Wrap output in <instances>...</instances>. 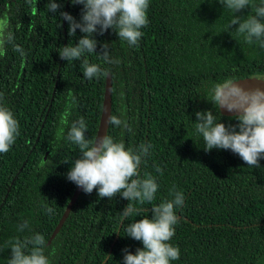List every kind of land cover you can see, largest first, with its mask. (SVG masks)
Masks as SVG:
<instances>
[{"label":"trees","instance_id":"16d2710c","mask_svg":"<svg viewBox=\"0 0 264 264\" xmlns=\"http://www.w3.org/2000/svg\"><path fill=\"white\" fill-rule=\"evenodd\" d=\"M46 3L0 0V18L9 22L15 42L26 51L22 58L9 46L0 56V92L20 124L15 144L0 154V264H7L11 255L6 241L36 232L46 238L51 264H123L122 249L135 252L142 243L126 236L129 221L121 225L120 211L128 201L119 194L110 200L99 198L96 190L82 191L48 244L77 188L66 173L80 155L78 147L67 139L54 149L51 145L61 131L60 116L71 93L70 121L83 118L86 137L94 139L107 76L88 81L79 61L60 59L57 49L69 40L77 43L82 33L77 29L69 37L67 21L47 13ZM81 8L64 0L63 10L77 20ZM147 15L138 47H129L111 29L96 35L109 43L119 64H103L96 53L88 56L108 69L112 115L132 128L109 127L108 133L128 147L153 145L141 166L142 175L152 173L159 183L153 203L170 199L173 185L184 193L171 240L181 256L172 264H264V158L251 168L229 150L206 152L195 132L196 111L216 114L206 98L213 84L264 75V48L247 44L236 26L229 28L232 13L219 0H150ZM221 121L237 123L222 111ZM49 149L52 153L41 166ZM25 220L29 229L18 232Z\"/></svg>","mask_w":264,"mask_h":264},{"label":"clouds","instance_id":"9594fccd","mask_svg":"<svg viewBox=\"0 0 264 264\" xmlns=\"http://www.w3.org/2000/svg\"><path fill=\"white\" fill-rule=\"evenodd\" d=\"M72 6L81 5L80 18L77 20L70 12L64 11V0H47V13L56 14L68 24L69 37H75L77 29L82 35L77 43L62 45L57 49L60 59L69 62L79 61L83 78L91 81L109 75L102 64L90 62L88 56L96 53L103 64H119L112 57L108 42H100L96 35H104L109 29L118 39L129 47H138L142 29L149 24L148 9L150 0H69ZM31 5L32 0H27ZM223 8L232 13L229 28L243 36L249 45L264 48V0H219ZM251 9V15L237 13ZM100 44L101 51L97 52ZM23 58L25 49L15 42L14 32L9 22L0 18V56L7 54L8 48ZM264 82V75L251 77ZM207 100L216 109L196 111L195 132L202 138L204 150H229L238 155L251 168L259 167L264 158V88H245L240 80L228 79L213 84ZM75 98L69 93L63 113L60 116L61 131L51 144L53 149L61 139L75 144L80 155L71 161L66 178L84 193L97 191L99 198L113 199L118 194L128 201L120 211L121 225L126 236L140 241L142 247L135 252L122 249L123 264H172L181 256L179 246L171 243L179 222L177 209L182 208L184 193L173 185L169 190L170 199L159 203L156 193L159 189L157 177L152 173L141 174V166L151 154L153 145L140 143L128 147L124 139H116L108 132L97 133L88 139V126L83 118L70 121ZM221 109L233 113L236 124L226 125L221 121ZM219 114V119L217 118ZM105 124L109 127L132 131L126 119L109 115ZM67 129L66 134L63 129ZM20 135V124L12 109L7 106L5 94L0 92V154H6ZM155 171L162 175L159 165ZM150 206V207H149ZM52 212L51 208L47 209ZM150 213V214H149ZM142 218L137 220L136 217ZM134 219H130L133 218ZM29 229L27 220L17 226L18 232ZM11 250L7 264H51L50 254L46 252L47 242L43 234L36 232L24 237H13L6 241V249Z\"/></svg>","mask_w":264,"mask_h":264},{"label":"water","instance_id":"95a60500","mask_svg":"<svg viewBox=\"0 0 264 264\" xmlns=\"http://www.w3.org/2000/svg\"><path fill=\"white\" fill-rule=\"evenodd\" d=\"M251 77L254 76H250V77H246L243 79H239L240 83L243 84V86L245 88H255L257 86L264 88V82H259L256 81L255 79H252ZM112 93H113V81H112V77L109 74L107 76V80H106V87H105V96H104V103H103V110H102V115H101V119H100V125H99V129H98V134L99 135H104L108 132L109 128L108 126L105 124V122L108 119L109 115H112ZM221 111L229 116H233V113H229L227 110L225 109H221ZM52 153V150L49 149L46 154L43 157L42 160V164L41 166L44 165V163L46 162V160L48 159V156ZM82 190L80 188H76L71 201L69 202L62 218L60 219V222L58 223L57 227L55 228L52 236L50 237V240L48 241V244H50L52 242V240L57 236V234L59 233V231L61 230L63 224L65 223L66 219L68 218V216L70 215L73 206L75 205V203L77 202L80 194H81Z\"/></svg>","mask_w":264,"mask_h":264}]
</instances>
